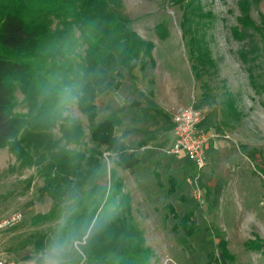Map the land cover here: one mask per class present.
<instances>
[{
  "label": "rangeland",
  "instance_id": "374dc122",
  "mask_svg": "<svg viewBox=\"0 0 264 264\" xmlns=\"http://www.w3.org/2000/svg\"><path fill=\"white\" fill-rule=\"evenodd\" d=\"M122 1L117 14L144 39L153 41L154 61L148 58L144 70L141 62L133 72L121 68L119 89L100 94L95 100L98 121L110 116L115 125L114 135L120 139L127 129L129 140L125 142L142 156L140 165L122 169L113 163L116 156L104 147V159L115 172L113 183L110 171L105 179L109 187L107 195L111 197L116 192L115 187L110 189L113 184L121 185V194L130 195L133 215L152 253L150 264H264L263 252L251 249L247 243L264 241L262 38L243 26L239 0H196L200 7L193 14L194 35L205 45L202 61L198 62L189 38L183 37L181 6L164 0ZM251 1V15L261 25L264 0ZM51 18L54 21L47 17L44 24L49 33L57 34L61 21ZM76 32L79 34V30ZM241 32L242 36H238ZM79 43L77 39L69 57L56 55L57 69L76 66L82 60L77 53L84 48L86 53L87 45ZM112 94L125 96L120 102L116 98L102 101L104 95ZM56 99H50L53 103L50 113L58 111V106H67L62 115L80 121L85 131L82 143L69 145V150L88 151L93 143L87 115L79 109L77 101L64 103L63 98L59 104ZM12 100L16 114L28 113V101L20 87ZM174 103L208 109L207 125L218 136L207 148L208 163L203 170H198L187 157H177L168 151L175 111L159 109L156 116L135 107ZM50 132L49 139L53 142L40 149L42 152H38L42 142L39 139V144L32 142V136L24 131L13 139V145L11 142L0 147V213L7 216L20 212L23 216L18 225L5 232L0 248L21 264H33L39 252L35 243L39 241L38 244L46 246L54 235L46 230L53 222L41 225L32 220L37 213H48L53 205L52 197L41 191L44 178L38 174V166L44 165L55 141L60 146L65 142L58 123ZM170 177L177 181V191L171 195ZM168 203L174 204L180 218L164 207ZM189 211L197 223L192 236L177 227ZM42 232L48 235L46 242L42 241ZM221 238L226 240L233 258L222 252ZM85 239L83 236L82 246ZM81 251L74 264H87L84 263L87 256L82 248Z\"/></svg>",
  "mask_w": 264,
  "mask_h": 264
},
{
  "label": "trees",
  "instance_id": "16d2710c",
  "mask_svg": "<svg viewBox=\"0 0 264 264\" xmlns=\"http://www.w3.org/2000/svg\"><path fill=\"white\" fill-rule=\"evenodd\" d=\"M164 1L183 8V37L189 38L194 58L202 61L205 45L194 35L192 24L193 14L200 5L196 0ZM122 6V0H0V147L11 142L13 145V139L24 131L32 136V142L39 144L38 139L42 142L38 150L42 152L40 149L53 142L49 139L52 126L58 123L64 131L65 145L55 141L44 165L36 164L38 174L44 178L41 191L52 197L53 205L48 213H37L32 220L41 225L53 222L46 230L57 234L56 222L62 206L67 199H76V211L65 232L70 230L86 236L82 249L87 264H150L152 258L143 229L133 215L130 195L121 194V185L113 184L110 189L115 187L116 192L109 197L105 181L110 171L113 183L115 172L104 159V147L116 156L113 163L122 169L135 167L141 155L114 135L111 119L98 121L95 103L100 94L119 89L123 78L121 68L133 72L141 62L144 70L148 58L154 61L153 41L144 39L121 19L117 10ZM251 7V0H239L242 24L258 32L264 51V17L261 14L262 24L258 25L251 15ZM52 16L61 21L57 34L49 33L44 24L47 17L54 21ZM77 39L79 44L87 45L86 53L83 50L85 55L82 51L77 53L82 60L76 66L57 69L56 55L69 57ZM208 59L212 60L209 55ZM19 87L28 101L25 115L14 111L16 105L12 99ZM52 97H57L59 104L63 98L64 103L77 101L79 109L87 115L93 143L88 151L69 150V145L82 143L85 131L80 121L62 115L67 106H58V111L50 113ZM168 181L171 195L177 191V181L173 177ZM164 207L180 218L174 204ZM181 221L177 227L192 236L197 227L192 213L186 212ZM41 237L43 242L48 239L45 233ZM38 242L35 244L40 251L45 245ZM247 243L251 249L264 254V241ZM220 246L226 256L233 258L224 238Z\"/></svg>",
  "mask_w": 264,
  "mask_h": 264
},
{
  "label": "built area",
  "instance_id": "2783aa9c",
  "mask_svg": "<svg viewBox=\"0 0 264 264\" xmlns=\"http://www.w3.org/2000/svg\"><path fill=\"white\" fill-rule=\"evenodd\" d=\"M207 109H200L194 105L179 108L172 117L174 140L169 146V153L175 156H186L198 170L205 169L207 148L211 140L217 135L206 126ZM20 212L3 216L0 213V246L3 235L11 227L22 221ZM0 264H21L16 259L2 253L0 248Z\"/></svg>",
  "mask_w": 264,
  "mask_h": 264
},
{
  "label": "clouds",
  "instance_id": "9594fccd",
  "mask_svg": "<svg viewBox=\"0 0 264 264\" xmlns=\"http://www.w3.org/2000/svg\"><path fill=\"white\" fill-rule=\"evenodd\" d=\"M76 199L69 198L62 206L57 220V234L34 257L33 264H74L77 256L82 255L83 236L72 231L65 232L71 217L76 211Z\"/></svg>",
  "mask_w": 264,
  "mask_h": 264
},
{
  "label": "crops",
  "instance_id": "0c3cea01",
  "mask_svg": "<svg viewBox=\"0 0 264 264\" xmlns=\"http://www.w3.org/2000/svg\"><path fill=\"white\" fill-rule=\"evenodd\" d=\"M107 94V93H106ZM124 96H125V94H123ZM122 94H120L118 97L117 96H115V95H104V97H103V100L102 101H105V99H108V98H111V99H113V98H116L118 101H119V99L120 98H124V96H123ZM120 102V101H119ZM187 105H183V103H174L173 104V106H135V107H139V109L140 110H144V112H147V113H150V112H153V113H155L154 115H156V116H158L159 115V109L161 110V109H168V110H173V111H177L179 108H182V107H186ZM194 106L195 107H197V108H199V106H197L196 104H194ZM110 108H111V106H110ZM138 109V108H137ZM138 109V110H139ZM111 110V109H110ZM110 110L108 109V112L110 113ZM208 110V109H207ZM107 112V113H108ZM174 112V113H175ZM173 117V116H172ZM106 118H108V119H111L112 120V118L110 117V116H107ZM173 122V121H172ZM206 122V121H205ZM206 126H208L207 125V122H206ZM209 127V126H208ZM173 128V127H172ZM210 128V127H209ZM216 130V129H215ZM127 129L125 130V131H123L122 132V135H120L121 136V138H122V140H124V141H128L129 140V138H128V136H127ZM217 133V132H216ZM216 136H218V134L216 135ZM173 140H174V136H173V132H172V140H171V144H172V142H173ZM213 141H214V138L211 140V143H210V145H212L213 144ZM127 143V142H126ZM170 144V145H171ZM141 155V154H140ZM175 156V155H174ZM177 157H182V156H177ZM183 157H186V156H183ZM208 158V157H207ZM188 159V158H187ZM141 161H142V156H141ZM141 161L138 163L139 165H140V163H141ZM207 161H208V159H207ZM137 164V165H138ZM136 165V166H137ZM159 179V181H161L162 179L161 178H158ZM168 184H169V181H168ZM162 187H164V186H162Z\"/></svg>",
  "mask_w": 264,
  "mask_h": 264
}]
</instances>
